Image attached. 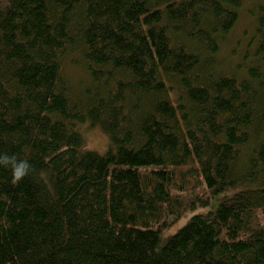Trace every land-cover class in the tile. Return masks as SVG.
<instances>
[{
	"label": "trees",
	"instance_id": "trees-1",
	"mask_svg": "<svg viewBox=\"0 0 264 264\" xmlns=\"http://www.w3.org/2000/svg\"><path fill=\"white\" fill-rule=\"evenodd\" d=\"M241 6L0 0V153L30 165L0 164V264H264V0L250 62L218 58ZM85 123L105 151L82 150Z\"/></svg>",
	"mask_w": 264,
	"mask_h": 264
},
{
	"label": "rangeland",
	"instance_id": "rangeland-1",
	"mask_svg": "<svg viewBox=\"0 0 264 264\" xmlns=\"http://www.w3.org/2000/svg\"><path fill=\"white\" fill-rule=\"evenodd\" d=\"M256 1L257 0H242V6L239 10V18L235 26L231 29L228 36L221 44L218 58L222 60V68L224 71H232L234 68L238 69L241 66L243 67L244 61L250 62V59L246 60L245 54H248V52H253L254 50L255 41L253 35L256 25ZM66 61L65 71L69 78H71L74 83L81 80L86 82L88 78L86 71L82 68L81 64H71L69 59ZM79 129L82 130L81 132L84 138V143L81 147L82 150H97L103 152L109 147V136L100 128L99 125L93 126L90 123H85L82 124V127H79ZM253 144L254 141L248 145V148L250 149ZM246 157L247 152L242 156L243 167ZM239 182L242 183L241 180H239ZM237 190L238 188L232 187L231 185H226L224 190L214 193L210 205L206 207L199 205L196 200L191 197L190 201H195V204H190L189 206L182 208L181 217L178 218V220L163 233V243H166L168 240H170V238L183 225L190 221L193 215L208 213L210 211L216 214L221 202L226 198V196L235 193Z\"/></svg>",
	"mask_w": 264,
	"mask_h": 264
},
{
	"label": "clouds",
	"instance_id": "clouds-1",
	"mask_svg": "<svg viewBox=\"0 0 264 264\" xmlns=\"http://www.w3.org/2000/svg\"><path fill=\"white\" fill-rule=\"evenodd\" d=\"M0 164L11 169L13 181L22 179L29 171L30 165L25 159H18L15 155L0 153Z\"/></svg>",
	"mask_w": 264,
	"mask_h": 264
}]
</instances>
